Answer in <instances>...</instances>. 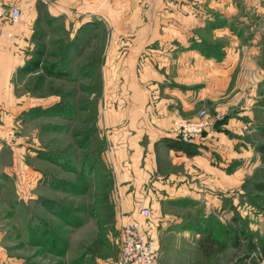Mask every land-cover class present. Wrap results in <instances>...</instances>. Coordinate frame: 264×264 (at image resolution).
I'll return each instance as SVG.
<instances>
[{
	"label": "crops",
	"instance_id": "1",
	"mask_svg": "<svg viewBox=\"0 0 264 264\" xmlns=\"http://www.w3.org/2000/svg\"><path fill=\"white\" fill-rule=\"evenodd\" d=\"M37 1L0 0L22 9L15 23L19 32L0 37V133L7 135L8 147L17 143L18 112L27 98L16 92L13 79L24 60V37ZM42 1L51 17L64 14L74 23L73 31L92 23L89 34L98 41L94 81L101 89L89 91L101 100L98 129L113 178L104 209L117 241L122 222L138 218L141 207H147L158 264H197L193 255L203 252L200 241L210 233L209 219L227 227L230 201L240 210L244 174L232 165L242 155L240 135L256 119L253 74L264 73V65L252 58L264 40V0ZM13 26L0 23L5 31ZM200 109L212 125L192 143L197 153L166 145L174 138L170 127L197 119ZM231 109L234 115L213 126ZM229 130L237 136L227 138ZM85 227L87 221L79 225ZM240 242L246 244L244 237ZM223 243L236 248L231 237Z\"/></svg>",
	"mask_w": 264,
	"mask_h": 264
},
{
	"label": "rangeland",
	"instance_id": "2",
	"mask_svg": "<svg viewBox=\"0 0 264 264\" xmlns=\"http://www.w3.org/2000/svg\"><path fill=\"white\" fill-rule=\"evenodd\" d=\"M45 3H36V16L24 37V60L14 74L16 92L27 96L18 112L17 143L8 147L7 135L0 133V162L5 166L0 169V264H98L96 257L119 264L121 241L104 209L113 178L98 129L101 100L89 91L101 89L95 83L98 41L89 34L92 23L73 31L75 24L66 22L64 14L51 17ZM75 9L70 6L69 11ZM249 13L253 18L254 10ZM12 25L11 35L20 30ZM258 44L252 61L264 65V40ZM90 74L93 80L87 78ZM253 79L256 119L246 124L238 141L242 155L232 167H242L244 181L240 210L232 201L228 204L227 227L242 229L244 241L249 238L259 247L264 242V189L254 185L264 181V162L256 149L264 142V73L253 74ZM235 112L219 118L225 122ZM225 135L237 136L232 130ZM85 221L88 227L79 229ZM208 225L213 237L230 239L226 225L212 218ZM247 253L243 243L193 256L197 264H244Z\"/></svg>",
	"mask_w": 264,
	"mask_h": 264
},
{
	"label": "built area",
	"instance_id": "3",
	"mask_svg": "<svg viewBox=\"0 0 264 264\" xmlns=\"http://www.w3.org/2000/svg\"><path fill=\"white\" fill-rule=\"evenodd\" d=\"M22 15V9L18 5H4L0 3V23H17ZM11 32L0 28V37L10 36ZM195 120H182L170 127V134L180 141L193 143L201 134L210 128L212 121L204 109L198 111ZM150 217V209L141 207L138 218L123 221L119 229L121 248L119 252V264H158L157 239L150 232L147 221ZM244 264H264L261 251L252 249L244 255Z\"/></svg>",
	"mask_w": 264,
	"mask_h": 264
},
{
	"label": "trees",
	"instance_id": "4",
	"mask_svg": "<svg viewBox=\"0 0 264 264\" xmlns=\"http://www.w3.org/2000/svg\"><path fill=\"white\" fill-rule=\"evenodd\" d=\"M38 64V63H36ZM35 64V65H36ZM38 66V65H36ZM28 71V68L23 69ZM57 76H62L60 74H57ZM166 145L178 149V150H185L188 154H196L197 153V146L195 144L192 143H188V142H184V141H180L178 139L175 138H168L166 140ZM257 151L259 152V155L261 157L262 162H264V142L259 143L256 146ZM255 188L256 189H264V181L263 182H257L255 183ZM239 232L241 234H239ZM226 233H230V237H231V241H232V245L235 246L236 248H240L241 247V242H240V238L241 236L244 237V232L242 231V229L239 228H232V229H226ZM205 241H208V246H205ZM213 244L217 247V248H224L225 244L221 241L220 238H215L211 235V233H208V235H206L204 238H201L200 241V247L202 248L203 252L206 254H210V251L212 249ZM245 247L247 249V251L249 252L252 249L258 248L259 251H261L262 254V258L264 259V242H261L259 247L256 246V244L251 240V239H247L246 240V244Z\"/></svg>",
	"mask_w": 264,
	"mask_h": 264
},
{
	"label": "water",
	"instance_id": "5",
	"mask_svg": "<svg viewBox=\"0 0 264 264\" xmlns=\"http://www.w3.org/2000/svg\"><path fill=\"white\" fill-rule=\"evenodd\" d=\"M221 119H216L213 123V126H215L216 124H218L220 122Z\"/></svg>",
	"mask_w": 264,
	"mask_h": 264
}]
</instances>
